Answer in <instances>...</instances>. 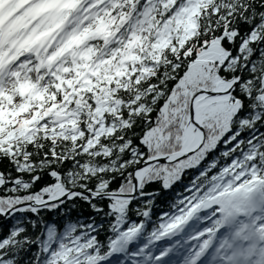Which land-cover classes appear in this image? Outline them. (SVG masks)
<instances>
[{
	"label": "snow or ice",
	"instance_id": "1",
	"mask_svg": "<svg viewBox=\"0 0 264 264\" xmlns=\"http://www.w3.org/2000/svg\"><path fill=\"white\" fill-rule=\"evenodd\" d=\"M0 264H264V0H0Z\"/></svg>",
	"mask_w": 264,
	"mask_h": 264
},
{
	"label": "trees",
	"instance_id": "2",
	"mask_svg": "<svg viewBox=\"0 0 264 264\" xmlns=\"http://www.w3.org/2000/svg\"><path fill=\"white\" fill-rule=\"evenodd\" d=\"M87 213H85V215H86Z\"/></svg>",
	"mask_w": 264,
	"mask_h": 264
}]
</instances>
